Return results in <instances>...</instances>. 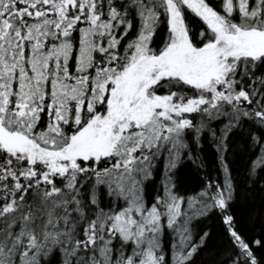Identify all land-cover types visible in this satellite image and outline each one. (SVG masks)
Returning <instances> with one entry per match:
<instances>
[{"label":"snow or ice","instance_id":"1","mask_svg":"<svg viewBox=\"0 0 264 264\" xmlns=\"http://www.w3.org/2000/svg\"><path fill=\"white\" fill-rule=\"evenodd\" d=\"M0 264H264V0H0Z\"/></svg>","mask_w":264,"mask_h":264},{"label":"trees","instance_id":"2","mask_svg":"<svg viewBox=\"0 0 264 264\" xmlns=\"http://www.w3.org/2000/svg\"><path fill=\"white\" fill-rule=\"evenodd\" d=\"M206 151L208 152V159L211 160V150L206 149ZM184 183L189 189L196 188L199 184L198 176L191 167H188L184 172Z\"/></svg>","mask_w":264,"mask_h":264}]
</instances>
